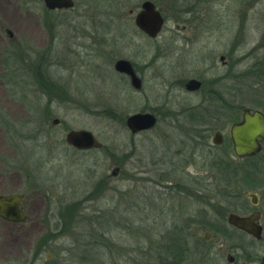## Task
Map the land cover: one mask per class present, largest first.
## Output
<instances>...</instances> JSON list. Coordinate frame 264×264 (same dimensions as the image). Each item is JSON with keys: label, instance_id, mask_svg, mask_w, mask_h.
<instances>
[{"label": "rangeland", "instance_id": "1", "mask_svg": "<svg viewBox=\"0 0 264 264\" xmlns=\"http://www.w3.org/2000/svg\"><path fill=\"white\" fill-rule=\"evenodd\" d=\"M73 1L0 0V194L25 195L27 215L0 217V264H161L186 218L214 221L264 189V150L238 159L227 138L240 116L228 106L262 103L264 85L245 75L264 44V0H151L165 19L154 38L134 25L143 0ZM119 58L140 89L114 69ZM189 77L200 90L184 89ZM136 112L157 124L132 134ZM79 128L102 148L68 145Z\"/></svg>", "mask_w": 264, "mask_h": 264}, {"label": "flooded vegetation", "instance_id": "2", "mask_svg": "<svg viewBox=\"0 0 264 264\" xmlns=\"http://www.w3.org/2000/svg\"><path fill=\"white\" fill-rule=\"evenodd\" d=\"M62 9L63 8H61V10ZM185 10L190 11V9L188 8ZM9 34L11 33L9 32ZM262 48H264V44H261L260 46H257L255 49L251 50L252 54H255L256 51H259L260 53L256 55L255 63L252 64L250 69H247L245 76L252 78H254V76H257V79H254L255 82L256 83L259 82L261 85H264V54L261 55ZM221 57L223 56L220 55L219 57L220 60H222ZM223 62L225 63V61H222V64ZM130 63L133 67L134 72L141 81V86H140L141 88L142 79L139 76L138 71L133 65V63L131 61ZM120 73L126 76L131 84L129 75L122 72ZM238 75H241V73L235 74L234 76H238ZM191 78L197 79L201 82L200 87L193 91H189L185 88L186 82ZM202 84H203L202 80L195 77H189L182 81V86L187 92H197L198 90H200ZM251 89L253 91L256 90L250 88V90ZM256 94L254 96L262 100V103L258 102L259 104L257 105L259 106L257 107H249V106L239 107L236 104H232L231 107L228 106L229 108L227 110L229 111L231 110V114L233 113L232 111L233 108L240 109L239 118L237 115H235L236 113H233V117L231 116L233 118L231 123L239 122L242 119V113L244 108H249L251 111L257 109L264 114V93L258 91ZM224 101L225 103H227L226 100ZM154 116L156 117V123H155L156 125L158 119L155 114ZM199 126L196 128L197 130L195 129V127H192L193 128L192 131L195 133V135L199 137V139L200 138L201 140L203 139L204 141L203 140L202 141L204 143L206 134L197 133L199 132L200 129ZM216 132H220V131L217 130ZM220 133L222 134V142L220 144H215L212 142V144L217 146L223 144L224 136L222 132ZM227 138L229 139L232 149V142L229 137L228 131H227ZM100 148H102V146ZM100 148H95V149H100ZM262 150H264V140L261 142V148L259 152H261ZM252 156H248V157H252ZM248 157H243V158H248ZM183 168L184 167L182 166V169ZM244 194L249 199L248 203L242 204L237 208L234 206L232 210H227L226 208L223 210L222 207L218 206L219 208H217L216 210V215H214L215 216L214 221H209L208 217L202 216L201 213L203 212L201 213L199 212L198 216L196 217L193 216L186 218L185 226L181 229L183 231L182 234L183 235L185 234V240L183 241V243L180 244V249L178 250L177 254L172 253V251L171 252L169 251V253L167 252L171 256V258H169L167 254L166 259H164L161 264H261L262 258L264 257V189L259 192L258 190L252 188L251 190H244ZM24 199H25V195L22 194V198L19 202V207L23 210L26 219L27 215L25 213L24 205L22 202ZM230 213L236 214L241 217H247L248 219L249 217H252L250 219V223H252L253 225H259L261 227L260 238H256L248 231L230 223L228 221V214ZM54 229L56 230V227H54ZM200 232L202 235L201 237H199ZM55 233L56 231L53 232V234ZM238 237H240V239H238ZM50 240L51 239H49V241ZM259 243H261L262 252L261 254L257 255V253L254 251V248ZM169 245H170L169 248L173 247L172 244ZM174 256H177V258H175Z\"/></svg>", "mask_w": 264, "mask_h": 264}, {"label": "water", "instance_id": "3", "mask_svg": "<svg viewBox=\"0 0 264 264\" xmlns=\"http://www.w3.org/2000/svg\"><path fill=\"white\" fill-rule=\"evenodd\" d=\"M48 10L71 8L73 0H42ZM131 13L133 10H129ZM164 17L155 3L151 0H143L140 9L135 13L134 25L149 37H155L161 31L164 24ZM9 33V30H6ZM222 59V57H221ZM118 72L129 75L131 85L139 89L141 81L133 70L129 60L124 58L116 59L113 65ZM201 82L191 78L185 88L189 91L196 90L200 87ZM53 123H58L54 119ZM156 123V117L150 112H136L126 117L125 124L132 134L151 129ZM228 134L232 142V151L236 158H243L257 154L261 148V142L264 140V114L260 110H250L244 108L242 119L239 122L231 123L228 128ZM66 143L79 150L100 148L102 143L97 139L92 131L79 128L70 129L65 133ZM212 142L220 144L222 134L215 132ZM116 169L113 170L115 173ZM22 194H0V217L14 222L24 221L25 214L19 207ZM252 217H241L236 214H228V221L251 233L254 237L260 238L261 227L250 223ZM264 264V257L262 263Z\"/></svg>", "mask_w": 264, "mask_h": 264}, {"label": "trees", "instance_id": "4", "mask_svg": "<svg viewBox=\"0 0 264 264\" xmlns=\"http://www.w3.org/2000/svg\"><path fill=\"white\" fill-rule=\"evenodd\" d=\"M44 80L45 79L42 76L41 82H43ZM198 117L201 119L202 116H198ZM191 118L195 119L194 114H191ZM231 120H233L232 117H231ZM66 210H67V208H66ZM69 211H70V209H69ZM169 244H172L173 247L169 248V246H170ZM180 244H181V235L180 234H175L174 239L171 238L170 242L167 243V245H168L167 249H168V251L170 249V252L172 251V253H176L177 254L178 250L180 249ZM174 257L177 258V256H174Z\"/></svg>", "mask_w": 264, "mask_h": 264}, {"label": "bare ground", "instance_id": "5", "mask_svg": "<svg viewBox=\"0 0 264 264\" xmlns=\"http://www.w3.org/2000/svg\"><path fill=\"white\" fill-rule=\"evenodd\" d=\"M136 27V26H135ZM137 28V27H136Z\"/></svg>", "mask_w": 264, "mask_h": 264}]
</instances>
